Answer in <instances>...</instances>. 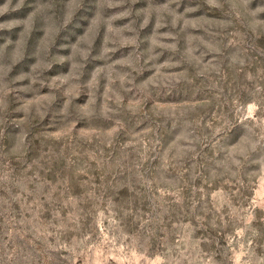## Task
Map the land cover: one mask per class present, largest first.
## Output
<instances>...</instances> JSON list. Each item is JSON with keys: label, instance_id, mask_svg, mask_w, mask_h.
I'll list each match as a JSON object with an SVG mask.
<instances>
[{"label": "rangeland", "instance_id": "374dc122", "mask_svg": "<svg viewBox=\"0 0 264 264\" xmlns=\"http://www.w3.org/2000/svg\"><path fill=\"white\" fill-rule=\"evenodd\" d=\"M0 264H264V0H0Z\"/></svg>", "mask_w": 264, "mask_h": 264}]
</instances>
